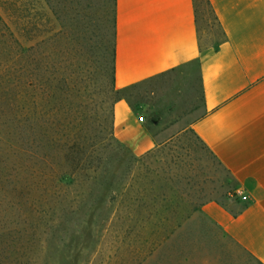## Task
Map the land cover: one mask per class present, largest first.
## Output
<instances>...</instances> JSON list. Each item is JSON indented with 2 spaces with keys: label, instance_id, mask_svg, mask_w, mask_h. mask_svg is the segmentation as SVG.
<instances>
[{
  "label": "rangeland",
  "instance_id": "1",
  "mask_svg": "<svg viewBox=\"0 0 264 264\" xmlns=\"http://www.w3.org/2000/svg\"><path fill=\"white\" fill-rule=\"evenodd\" d=\"M4 1L0 264H259L199 211L185 218L190 205L207 199L242 207L234 203L237 193L225 169L190 130L202 113L197 63L126 91L145 132L159 141L151 154L134 159L145 152L138 154L133 142L111 135L113 0H36L39 31L31 41L29 97L11 85L12 78L20 81V71L7 67L12 40L6 32L15 27L4 15ZM197 3L206 44L217 37V26L203 1ZM26 105L33 167L43 178L72 171V183H40L41 177L36 183L38 178L26 173ZM77 147L82 157L66 161L64 154ZM166 205L178 206V213L166 216Z\"/></svg>",
  "mask_w": 264,
  "mask_h": 264
},
{
  "label": "crops",
  "instance_id": "2",
  "mask_svg": "<svg viewBox=\"0 0 264 264\" xmlns=\"http://www.w3.org/2000/svg\"><path fill=\"white\" fill-rule=\"evenodd\" d=\"M209 1L226 35L216 50L199 47L193 0H115L113 83L123 88L199 59L202 113L190 127L229 171L234 203H246L234 210L210 201L201 211L264 264V0ZM140 117L114 102L113 135L138 154L159 143Z\"/></svg>",
  "mask_w": 264,
  "mask_h": 264
},
{
  "label": "trees",
  "instance_id": "3",
  "mask_svg": "<svg viewBox=\"0 0 264 264\" xmlns=\"http://www.w3.org/2000/svg\"><path fill=\"white\" fill-rule=\"evenodd\" d=\"M203 3L205 4L209 14L211 15V18L215 25L217 26V37L215 39H212L209 43L202 44L201 42V34H200V27H199V9H198V3L197 0H193V6H194V14H195V22H196V31L198 35V44L200 49L204 48H212V49H217L218 46L225 41L226 35L225 32L222 30L220 23L218 21V18L210 4L209 0H202ZM6 4V7L3 9L6 11L4 12L5 17L8 19V21L14 25L15 30H9L6 33L9 35V39L12 40V44H15V46H10L8 49V53L11 55L8 58V64L7 67L11 68L12 70L15 71L19 69L20 71V81H14V78H12V86H19L22 89V92H25L26 97L30 96L31 90L33 88V79H34V65H33V55H34V44H32V40L36 36V32L39 31V26L37 24L36 19V14L33 13V7L36 6V0H5L4 5ZM1 5V4H0ZM3 5V2H2ZM1 7V6H0ZM114 27H115V0H113V16H112V42H111V60H110V72H109V79L111 83V92L114 95V102L118 100H125L128 105L134 110L133 104L129 101L128 96L125 94L126 91L131 88L135 87L137 83L131 84L129 86L123 87L116 89L114 87ZM5 32L0 30V36L4 35ZM196 62L198 65V69L200 72V61L198 58L188 62ZM173 68L172 70H174ZM166 73L162 72L158 75H162ZM156 75V76H158ZM155 77V76H153ZM153 77L144 79L142 81H146L148 79H151ZM140 81V82H142ZM199 81H200V74H199ZM113 107V106H112ZM30 113L31 109L29 105H26L25 107L22 108V114H23V122H22V127H23V134L25 136V146L22 148L23 153L25 155V160H26V173L31 178H38L36 180V183L39 182V177H41L40 183H51V184H70L74 181V177L72 175V171L68 170H61L53 175H49L47 178H43V175L39 176V172L36 171V169L33 167V151L31 148V142H30V135H31V123H30ZM151 121V120H150ZM153 123V121H151ZM192 131V129H190ZM193 132V131H192ZM194 134V132H193ZM111 135L112 137L116 139L113 135L112 131V119H111ZM195 135V134H194ZM196 136V135H195ZM196 138L202 143V145L208 150L210 155H212L216 160L217 158L212 154V152L205 146V144L196 136ZM157 146V145H156ZM65 151V150H64ZM153 152L152 149L146 151L143 155L141 156H133L134 159H141ZM82 154H84L83 151L79 147L76 148V150H71L69 153L64 154V158L67 161V158L69 156H73L74 158H81ZM72 158V157H71ZM69 160V159H68ZM218 164L221 165L226 173L227 176L231 181L232 177L229 173V171L221 164L220 161H218ZM103 182H106V180H102ZM123 180H119V182H122ZM35 183V182H34ZM110 183V185L114 184L112 181L107 182ZM163 197H165L164 192L161 194ZM236 200H237V195H236ZM207 201H214L215 203L223 206L224 208L227 209V207L221 203L220 201L217 200H211L207 199L205 201H202L200 204H193L188 207V212L185 214V218H188L193 214L194 212L199 211L202 213V206L207 203ZM246 203L242 205V207H245ZM142 206V205H140ZM177 207L178 206H167L166 205V216L169 214L171 215H176L177 212ZM241 207V208H242ZM239 208V209H241ZM203 214V213H202ZM233 215H236L235 212H232ZM204 215V214H203ZM205 216V215H204ZM206 217V216H205ZM176 229V227L172 228V232Z\"/></svg>",
  "mask_w": 264,
  "mask_h": 264
},
{
  "label": "built area",
  "instance_id": "4",
  "mask_svg": "<svg viewBox=\"0 0 264 264\" xmlns=\"http://www.w3.org/2000/svg\"><path fill=\"white\" fill-rule=\"evenodd\" d=\"M140 119H142V117H140Z\"/></svg>",
  "mask_w": 264,
  "mask_h": 264
}]
</instances>
